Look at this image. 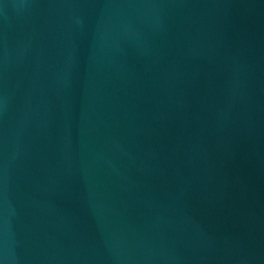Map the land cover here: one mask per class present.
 I'll list each match as a JSON object with an SVG mask.
<instances>
[{
	"label": "water",
	"instance_id": "obj_1",
	"mask_svg": "<svg viewBox=\"0 0 264 264\" xmlns=\"http://www.w3.org/2000/svg\"><path fill=\"white\" fill-rule=\"evenodd\" d=\"M0 264H264V0H0Z\"/></svg>",
	"mask_w": 264,
	"mask_h": 264
}]
</instances>
